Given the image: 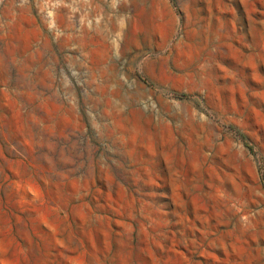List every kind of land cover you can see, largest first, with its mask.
Masks as SVG:
<instances>
[{
    "label": "rangeland",
    "instance_id": "rangeland-1",
    "mask_svg": "<svg viewBox=\"0 0 264 264\" xmlns=\"http://www.w3.org/2000/svg\"><path fill=\"white\" fill-rule=\"evenodd\" d=\"M0 264H264V0H0Z\"/></svg>",
    "mask_w": 264,
    "mask_h": 264
}]
</instances>
